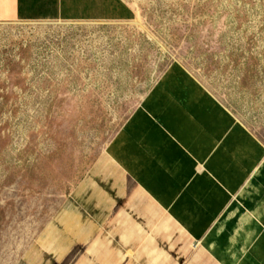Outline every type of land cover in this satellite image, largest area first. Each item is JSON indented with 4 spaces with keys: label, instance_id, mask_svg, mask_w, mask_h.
I'll return each instance as SVG.
<instances>
[{
    "label": "rangeland",
    "instance_id": "obj_1",
    "mask_svg": "<svg viewBox=\"0 0 264 264\" xmlns=\"http://www.w3.org/2000/svg\"><path fill=\"white\" fill-rule=\"evenodd\" d=\"M124 1L129 23L0 24V264H44L31 246L80 185L139 207L105 149L173 62L264 145V0Z\"/></svg>",
    "mask_w": 264,
    "mask_h": 264
},
{
    "label": "crops",
    "instance_id": "obj_2",
    "mask_svg": "<svg viewBox=\"0 0 264 264\" xmlns=\"http://www.w3.org/2000/svg\"><path fill=\"white\" fill-rule=\"evenodd\" d=\"M134 16L124 0H0V24L129 23ZM105 157L139 207L129 196L80 185L37 236L31 260L264 264V145L185 65L173 62L161 73Z\"/></svg>",
    "mask_w": 264,
    "mask_h": 264
},
{
    "label": "bare ground",
    "instance_id": "obj_3",
    "mask_svg": "<svg viewBox=\"0 0 264 264\" xmlns=\"http://www.w3.org/2000/svg\"><path fill=\"white\" fill-rule=\"evenodd\" d=\"M45 24V23H44ZM163 47V46H162Z\"/></svg>",
    "mask_w": 264,
    "mask_h": 264
}]
</instances>
